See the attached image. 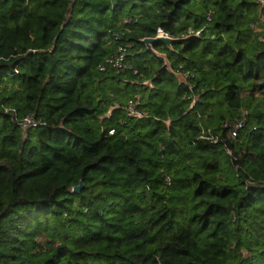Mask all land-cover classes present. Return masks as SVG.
<instances>
[{
	"label": "trees",
	"instance_id": "obj_1",
	"mask_svg": "<svg viewBox=\"0 0 264 264\" xmlns=\"http://www.w3.org/2000/svg\"><path fill=\"white\" fill-rule=\"evenodd\" d=\"M262 1L0 0V264H264Z\"/></svg>",
	"mask_w": 264,
	"mask_h": 264
},
{
	"label": "built area",
	"instance_id": "obj_2",
	"mask_svg": "<svg viewBox=\"0 0 264 264\" xmlns=\"http://www.w3.org/2000/svg\"><path fill=\"white\" fill-rule=\"evenodd\" d=\"M262 4L264 5V1H262ZM126 21H128V20H126ZM200 33H201V30L195 31L193 29H189L187 33L182 34L181 36L175 37V38H183L184 39V38H187L188 36H190L192 34L200 35ZM157 36L173 37L169 33H167L166 31H164V29H162V28H158L157 34L154 37H157ZM126 52H127V46L124 44H120L118 46V49L114 53H112L110 56H108L107 59L105 60V62L100 65V69L102 71H106L108 68H114L116 70H122L125 68L132 69L131 66L126 64ZM175 72L179 76V78L183 81H186L189 77L193 76L191 71H188L185 69H178ZM125 108L129 112V114H132V115H139L140 114V112H139L138 108L136 107L134 101L131 99L125 103ZM44 123L45 122L42 121L41 119H39L35 114H28L25 117H23L20 121L21 127L25 130L29 129V128L37 127L40 124H44ZM243 124H244L243 119L239 120L235 124V126L233 128V132H232L233 136H237V132L240 128L243 127ZM203 137H206V136L203 135ZM210 138H213V136H211Z\"/></svg>",
	"mask_w": 264,
	"mask_h": 264
},
{
	"label": "water",
	"instance_id": "obj_3",
	"mask_svg": "<svg viewBox=\"0 0 264 264\" xmlns=\"http://www.w3.org/2000/svg\"><path fill=\"white\" fill-rule=\"evenodd\" d=\"M180 38L175 37H165V36H157V37H148L142 40L143 44H145L148 50L155 52L154 45L158 42H163L167 46L172 47L175 43L179 42ZM84 187L83 181H80L79 185L73 188L74 192H81Z\"/></svg>",
	"mask_w": 264,
	"mask_h": 264
}]
</instances>
